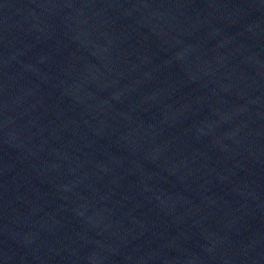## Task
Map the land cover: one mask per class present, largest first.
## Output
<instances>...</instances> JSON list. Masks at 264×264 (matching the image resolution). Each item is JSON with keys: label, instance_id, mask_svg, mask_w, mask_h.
I'll return each mask as SVG.
<instances>
[{"label": "water", "instance_id": "obj_1", "mask_svg": "<svg viewBox=\"0 0 264 264\" xmlns=\"http://www.w3.org/2000/svg\"><path fill=\"white\" fill-rule=\"evenodd\" d=\"M0 264H264V0H0Z\"/></svg>", "mask_w": 264, "mask_h": 264}]
</instances>
